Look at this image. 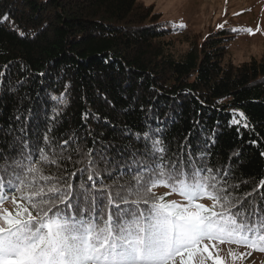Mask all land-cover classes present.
<instances>
[{
    "label": "trees",
    "instance_id": "obj_1",
    "mask_svg": "<svg viewBox=\"0 0 264 264\" xmlns=\"http://www.w3.org/2000/svg\"><path fill=\"white\" fill-rule=\"evenodd\" d=\"M160 19L139 0H0V155L12 153L15 136L43 143L51 128L80 152L70 148L71 160L49 174L85 167L77 161L92 149L97 161V153L107 156L98 170L111 184L104 169L143 151L142 134L159 127L170 153L205 152L209 166L227 168L241 207L254 201L264 209V60L235 65L216 32L177 53L179 30ZM234 113H243L240 124L231 123ZM154 191L182 200L168 188ZM3 207L15 210L10 197Z\"/></svg>",
    "mask_w": 264,
    "mask_h": 264
},
{
    "label": "snow or ice",
    "instance_id": "obj_2",
    "mask_svg": "<svg viewBox=\"0 0 264 264\" xmlns=\"http://www.w3.org/2000/svg\"><path fill=\"white\" fill-rule=\"evenodd\" d=\"M239 116L234 113L231 123L240 124ZM159 131L142 134L143 151L111 161L104 169L111 184L98 170L100 161L109 164L105 154L97 153V161L88 149L77 161L86 159L85 167L57 176L47 169L60 170L61 162L71 160L65 155L70 148L80 152L78 144L51 137V128L43 143L41 137L15 136L12 153L0 155V264H225L206 244L201 247L205 241L264 251V209L254 201L241 207L227 168L209 166L205 152L170 153ZM158 187L182 200L157 196ZM9 197L14 211L3 207Z\"/></svg>",
    "mask_w": 264,
    "mask_h": 264
},
{
    "label": "rangeland",
    "instance_id": "obj_3",
    "mask_svg": "<svg viewBox=\"0 0 264 264\" xmlns=\"http://www.w3.org/2000/svg\"><path fill=\"white\" fill-rule=\"evenodd\" d=\"M139 1L153 6L161 15V22L172 24L179 30L174 36L177 53L188 50L194 40L199 41L201 48L203 42L209 40L210 34L216 32L220 33L216 38H225L218 44L227 46V58L235 65L264 60V0ZM205 244L208 251L213 256L218 254L225 264H264V254L219 241L204 242L201 247ZM233 253L236 259H233ZM203 255L207 256L208 253ZM199 258L200 254L197 253L194 259ZM204 264H212V261L205 260Z\"/></svg>",
    "mask_w": 264,
    "mask_h": 264
}]
</instances>
